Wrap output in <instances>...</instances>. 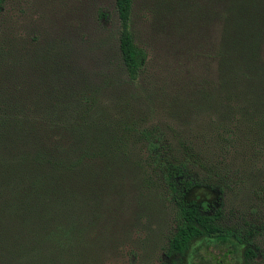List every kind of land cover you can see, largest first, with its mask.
Listing matches in <instances>:
<instances>
[{
	"label": "rangeland",
	"instance_id": "374dc122",
	"mask_svg": "<svg viewBox=\"0 0 264 264\" xmlns=\"http://www.w3.org/2000/svg\"><path fill=\"white\" fill-rule=\"evenodd\" d=\"M190 1L133 0L131 29L149 55L137 78L121 60L115 0H8L0 9V94L35 102L44 82L52 94L45 102L71 99L74 114L96 103L124 136L115 158L85 161L88 171L107 173L85 209L88 264H264V95L222 101L216 63L191 45ZM148 130L165 157L192 153L206 185L190 197L212 203L221 196L222 223L253 230L255 255L236 240L208 237L168 254L177 206L148 153ZM0 264L24 263L1 257Z\"/></svg>",
	"mask_w": 264,
	"mask_h": 264
},
{
	"label": "trees",
	"instance_id": "16d2710c",
	"mask_svg": "<svg viewBox=\"0 0 264 264\" xmlns=\"http://www.w3.org/2000/svg\"><path fill=\"white\" fill-rule=\"evenodd\" d=\"M7 1L0 0V9ZM115 5L121 60L130 77L137 78L149 55L131 29L133 0H115ZM188 8L191 45L216 63L214 89L222 101H245L257 93L262 98L264 0H191ZM100 14L105 15L103 10ZM43 87L39 81L35 102L0 94V258L24 264H88L93 243L84 239L90 229L85 209L97 202L107 173L88 171L85 166L91 162L85 161L118 156L123 134L108 124L106 112L94 111L96 103L74 114L68 108H73L71 99L45 102L52 94ZM144 134L148 153L177 206L168 254H185L194 239L208 237L236 240L247 247L248 257L255 255L253 230L243 233L222 223L221 196L212 203L190 197L195 188L206 185L190 164L192 153L165 157L162 140L152 131Z\"/></svg>",
	"mask_w": 264,
	"mask_h": 264
}]
</instances>
